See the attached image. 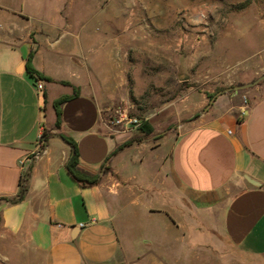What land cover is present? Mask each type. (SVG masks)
Listing matches in <instances>:
<instances>
[{"label": "crops", "instance_id": "0c3cea01", "mask_svg": "<svg viewBox=\"0 0 264 264\" xmlns=\"http://www.w3.org/2000/svg\"><path fill=\"white\" fill-rule=\"evenodd\" d=\"M28 1L0 0V264H164L167 251L179 264L209 246L190 240L205 233L264 257V93L225 92L206 108L204 93L188 92L181 106L144 118L151 133L122 131L107 123L116 96L83 86L98 62L72 45L58 51L73 33L59 3ZM115 44L112 77L121 75ZM31 50L32 66L51 78L42 89L26 68ZM73 86L57 127L53 102ZM75 150L76 169L96 182L68 172Z\"/></svg>", "mask_w": 264, "mask_h": 264}, {"label": "rangeland", "instance_id": "374dc122", "mask_svg": "<svg viewBox=\"0 0 264 264\" xmlns=\"http://www.w3.org/2000/svg\"><path fill=\"white\" fill-rule=\"evenodd\" d=\"M28 3L45 6L59 3L67 17L61 18V25L69 22L67 27L77 37L73 33L63 34V48L58 51L64 55L65 49L72 45L79 57L89 63L98 62L90 71L92 83L83 86L93 88L98 96L107 95L109 90L116 96L107 115L109 109L122 107L144 119L165 106H181V99L188 92L204 93L207 104L209 93L251 82L264 74V0H29ZM199 9L205 12L202 22L194 16ZM138 25L151 31L157 41L142 39ZM171 29L175 31L173 36ZM184 32L191 42L188 45L181 43ZM198 35L202 39L197 44ZM169 36L170 41H162ZM77 40H81V45H77ZM114 43H118L115 56L120 63L115 69L119 68L121 75L112 77L105 62ZM231 91L235 90L227 92ZM237 91L264 93V78ZM173 128L176 130V126ZM190 240L209 246L185 253L179 264H264V257L246 258L220 236L205 233L198 239L191 236ZM165 255L170 258L164 264H178L173 260L175 251H167Z\"/></svg>", "mask_w": 264, "mask_h": 264}, {"label": "trees", "instance_id": "16d2710c", "mask_svg": "<svg viewBox=\"0 0 264 264\" xmlns=\"http://www.w3.org/2000/svg\"><path fill=\"white\" fill-rule=\"evenodd\" d=\"M32 57H33V50H31L27 56V59H26V68H27V71L33 76L35 77L36 79H39V80H51L50 77L44 75L43 73H41L40 71H38L37 69H35L33 66H32V63H31V60H32ZM61 83H64V84H69L68 81H64L62 80ZM79 93V89L75 86H73V93L72 94H63L61 96H59L58 98H56L53 102V106L55 108V112H56V121H55V125L57 127L60 126L61 124V105L71 99L72 97L76 96L77 94ZM215 93H209L208 94V97L209 99L214 95ZM139 129L141 131H143L145 134H149L152 132L153 130V127L147 122L146 119H143L142 120V123L141 125L139 126ZM41 137L42 138H46L47 137V130H44L41 134ZM68 140L69 143H71L73 146H75V142L70 139V138H66ZM76 164H77V151L75 150L74 153L70 156V158L68 159L67 163H66V166H67V170L68 172L70 173V175L75 179L77 180L78 182L82 183V184H91V183H94L98 180V176L97 175H94V176H89V175H86L82 172H80L79 170L76 169ZM24 190L25 188L22 187L19 191V194L17 195V197L15 198H12V199H7L9 201H12V200H16V199H20L23 197V194H24ZM6 199V198H5Z\"/></svg>", "mask_w": 264, "mask_h": 264}, {"label": "built area", "instance_id": "2783aa9c", "mask_svg": "<svg viewBox=\"0 0 264 264\" xmlns=\"http://www.w3.org/2000/svg\"><path fill=\"white\" fill-rule=\"evenodd\" d=\"M195 18H197L200 22H202V20L205 18V12L202 9H199L195 14H194ZM202 37L201 35L197 36L195 38V42L198 44L200 43ZM188 35L187 32H184V34L182 35V41L181 43L186 44L187 45L191 42H188ZM194 42H192L193 45ZM36 87L38 89H42L43 88V84L40 80L37 79V83H36ZM141 118L132 115L131 113H129V111L125 108L122 107H116L113 109H109V113H108V117H107V123L110 126L113 127H118V129L122 130V131H130L132 129H137L139 128V126L142 123ZM42 140V137L39 136V141ZM39 155V152H36L33 155V158H36Z\"/></svg>", "mask_w": 264, "mask_h": 264}, {"label": "water", "instance_id": "95a60500", "mask_svg": "<svg viewBox=\"0 0 264 264\" xmlns=\"http://www.w3.org/2000/svg\"><path fill=\"white\" fill-rule=\"evenodd\" d=\"M264 78V74L257 77L255 80L251 81V82H248V83H243V84H240V85H235V86H230V87H226V88H223L219 91H217L210 99H209V102L207 103L206 105V108H208L209 106H211V104L213 103L215 97L219 94H222V93H225L227 91H230V90H239V89H243V88H247V87H250L254 84H256L257 82H259L261 79Z\"/></svg>", "mask_w": 264, "mask_h": 264}]
</instances>
